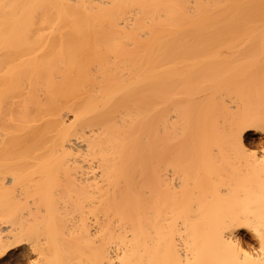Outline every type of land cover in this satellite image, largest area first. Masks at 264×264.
<instances>
[{"label": "bare ground", "instance_id": "6f19581e", "mask_svg": "<svg viewBox=\"0 0 264 264\" xmlns=\"http://www.w3.org/2000/svg\"><path fill=\"white\" fill-rule=\"evenodd\" d=\"M248 131L264 0H0V259L27 205L51 214L42 184L77 213L78 264H264ZM41 236L28 261L63 264Z\"/></svg>", "mask_w": 264, "mask_h": 264}, {"label": "rangeland", "instance_id": "374dc122", "mask_svg": "<svg viewBox=\"0 0 264 264\" xmlns=\"http://www.w3.org/2000/svg\"><path fill=\"white\" fill-rule=\"evenodd\" d=\"M263 137L264 135L262 132H246L244 135L245 147L249 150H260L264 147ZM42 186L41 184L29 187L26 193L32 195L33 192H42L48 196L51 200L50 202L48 201V208L52 210L51 214L47 213V208H43L41 211L29 208L30 206L27 205L25 213L15 219L16 231L14 232L15 237L13 239V245L10 247L7 254L0 259V264L32 263L34 259L30 254V250H28V246L25 244L26 242H24L27 240L21 239L31 237L33 239L39 235H42L41 237H45L51 242L54 248V254L62 260L63 264H78V257H87V246L85 241L80 239L76 233V228H78L77 213L70 210V207L61 199L63 190L55 188H51L50 190L41 188ZM7 189V193L9 194L18 192V188L16 189L12 185H8ZM85 209L86 207L84 210ZM52 223L53 225H51ZM52 241L55 242L52 243ZM27 256L31 257L28 258ZM31 259L32 262L28 261Z\"/></svg>", "mask_w": 264, "mask_h": 264}]
</instances>
